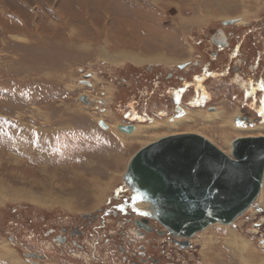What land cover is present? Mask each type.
<instances>
[{
  "label": "rangeland",
  "instance_id": "1",
  "mask_svg": "<svg viewBox=\"0 0 264 264\" xmlns=\"http://www.w3.org/2000/svg\"><path fill=\"white\" fill-rule=\"evenodd\" d=\"M218 30L233 44L243 41L241 51L247 64L258 50L264 58V0H0V183L5 191L21 192L24 197L0 203V244L14 250V257L27 264L18 248L11 247L9 236L25 242L23 250L31 251L38 242L35 236L44 238L42 232L56 226L57 219L82 222L84 217L107 207L108 198L118 190L116 199L123 201L126 195L119 186L131 156L147 138L170 133L140 131L138 139L121 142L116 127L129 112L125 106L128 98L137 97L143 84L156 74L189 78L204 65L219 69L226 56L220 52L214 60L209 39ZM244 30L246 35L238 39ZM124 55L129 57L126 59L138 58V64L131 60L112 63L108 59H125ZM161 57L167 59L166 63H156ZM260 67L264 74V60ZM242 78L208 82L212 100L207 108L223 112L222 118L237 111L238 116H248L255 123L250 129L264 127V94L259 111L243 108L238 87L245 83ZM121 79L128 83L117 86ZM232 81L238 84L234 86ZM82 95L90 106L79 101ZM116 96L123 104L108 109L102 117L98 112L102 108L100 99L111 104ZM170 103L161 93L148 100L153 110ZM171 108L167 107L166 117L157 115L155 124L171 123L166 120ZM192 112L197 111L189 109L186 114ZM101 119L109 125L107 132L97 127ZM234 119L235 127L247 126ZM136 122L137 127H149ZM219 125L222 122L209 127L197 121L182 125L178 132L201 129L214 146L228 155L230 143L248 134L225 130L230 140L226 147L220 141L223 133H219ZM259 136L254 133L251 137ZM37 139L44 144L48 140L47 148L41 147L43 154L34 152ZM27 195L41 202H31L25 198ZM262 196L234 226H210L194 237V249L182 254L176 250L184 256V260L175 256L179 264H264ZM46 197H54L67 207L56 204L49 208L45 206ZM40 235L38 240L42 239ZM136 245L145 246L146 242L138 241ZM151 248L147 252L155 257ZM166 249L174 251L171 246ZM100 250L101 259L108 261V248ZM80 256L81 262L96 264L89 254ZM116 256V264H122L120 255ZM68 260L69 264H77L74 258ZM0 264L12 263L0 257Z\"/></svg>",
  "mask_w": 264,
  "mask_h": 264
},
{
  "label": "flooded vegetation",
  "instance_id": "2",
  "mask_svg": "<svg viewBox=\"0 0 264 264\" xmlns=\"http://www.w3.org/2000/svg\"><path fill=\"white\" fill-rule=\"evenodd\" d=\"M235 22L236 24L239 23L237 21ZM237 25L245 26L246 24ZM246 31L244 30L241 35H237L238 39L241 36L244 37ZM209 39L211 47L214 48L211 52V57L216 60L220 52L226 56L225 63L219 69L214 70L212 67L210 68V66L204 65L198 74H195L196 71H194L189 78L186 76H174L173 74H168L166 77L161 76L162 74H160V77L158 74L153 75V80H149V82L143 84L137 97L135 95L132 98H128L129 102H126L125 106L129 109V112L121 118L119 121L121 123L117 127L121 125L124 127L134 126L136 128L138 126L136 125V120L145 126L154 125L157 115L167 116V107L169 105H172L171 115L166 120H172V115L181 118L189 109L197 112L210 109L208 112L214 113L216 109L213 110L214 108L211 107L207 108L212 100L208 82H228L232 76H236V79L239 81H243L242 77H245V83L241 85L240 83L238 84L232 81L234 86L238 84V87H240V93L243 95V108L251 110L252 107V109L255 108L259 111L262 104L260 98L264 94V74L260 67L261 60H264V58H262L261 51H256L252 62L247 64V59L241 51L243 41L238 40L234 44L229 42L228 36L222 30H218ZM179 69L181 67H178ZM127 83V79H121L117 83V86ZM160 93L161 95H165L171 103L166 104V106L164 104L161 108L153 110L148 104V100H151L156 95H160ZM118 96L121 97V93ZM257 96H259V100L256 99ZM120 97H114L111 104L101 98L99 102L102 108H98L99 114L104 117L108 109H118L123 104ZM254 102H256V106ZM90 104L89 102V105L86 106L88 107ZM199 107H202V109ZM181 112L182 114L179 115ZM128 118H132L134 121H129ZM249 119L248 116L242 115L235 117L234 122H244L248 126H255V123ZM261 122L260 120L259 123ZM102 123L103 125L101 126L98 122L97 127L101 131L107 132L109 125L104 120H102ZM117 127L116 130L119 133L127 135L119 131ZM96 134L101 137L100 134ZM38 143L40 144L38 145ZM47 144L48 140L45 141V144L42 143V140L38 141L34 145V152L38 150V154H43L41 147H44V150L47 148ZM119 187L120 191L126 195L123 201L118 202L116 199L118 198V190L113 196L108 198L107 207L100 209L96 214L84 217L82 222L78 221L79 223H75V221H72V218H66L65 220L61 218L57 219L56 226L46 228L45 232H42L44 238L40 234L35 236L38 242H35L33 245L35 247H32L31 251H26L27 249L23 250L27 244L25 242L23 244L19 239L15 240L14 236H9L7 240L11 244V247L18 248L16 250H18L20 256L24 255L27 264H69L70 260L68 258H74L77 264H82V262L85 264L86 262L84 260L82 262L80 261L82 259L80 255L82 254L85 256L89 254L90 260L96 264H111L112 262L116 264L118 260L116 255H120L122 264H179L180 260L176 259L175 256H179L184 260V256L179 255L176 250L182 254L194 249V238L183 240L169 235L157 222L147 217L146 214L149 211L148 206L134 199L123 183ZM139 204H142L143 207L138 206ZM129 226L130 228L125 231L126 227ZM39 235L42 238L41 240L37 239ZM155 237L159 238L160 242ZM144 240L146 242L145 246L136 245L138 241L142 242ZM168 246H171L174 251L167 252L166 248ZM106 247L108 248V251L105 253L107 254L106 257L110 258L108 261H103L101 259L103 252L100 249ZM150 247L156 253L155 257L150 256L147 252V250H150Z\"/></svg>",
  "mask_w": 264,
  "mask_h": 264
},
{
  "label": "water",
  "instance_id": "3",
  "mask_svg": "<svg viewBox=\"0 0 264 264\" xmlns=\"http://www.w3.org/2000/svg\"><path fill=\"white\" fill-rule=\"evenodd\" d=\"M79 101L89 105L85 95ZM230 148L227 155L196 134L165 136L132 155L122 183L148 206L147 217L174 238L189 240L213 225L234 226L261 193L264 137L235 138Z\"/></svg>",
  "mask_w": 264,
  "mask_h": 264
},
{
  "label": "bare ground",
  "instance_id": "4",
  "mask_svg": "<svg viewBox=\"0 0 264 264\" xmlns=\"http://www.w3.org/2000/svg\"><path fill=\"white\" fill-rule=\"evenodd\" d=\"M131 56V55H130ZM123 58L125 59H120V58H108L112 63L114 62H121V61H124V60H131L133 61L135 64H138L139 60L137 58V60H135V57L134 56H131L130 59H126V55L122 56ZM129 58V57H127ZM157 62L156 63H166L167 59H163L161 57L160 58H157ZM109 61V62H110ZM150 61V59L148 60ZM154 62V61H153ZM152 63V62H151ZM167 65V64H166ZM235 112V115L233 116H230V115H227L225 118H222L224 117V115L221 117V114H223V112H214V113H209V112H192L191 114H186L183 116V117H175L174 119L172 118V122L171 123H168V122H164V123H161V124H154L153 126H149V127H146V128H141V127H134V131L131 133V134H128V133H125L127 135H124L122 133H117V137H119V140L121 142H125L126 140H130V139H136L138 137V134L139 132L141 131L142 133H147L148 131H159V130H167V132L169 131L170 133H167V134H159V135H156V136H151L149 138H147L146 141L144 142H141L140 144H142L143 146H145L146 144H149L151 143L152 141H155L159 138H162V137H165V136H169V135H176V134H196V135H199L201 137H203L204 139H206L208 142L211 143V139L208 140L205 136V134L203 133L204 131H202L201 129H198V130H194V131H191L190 129H186L185 131L183 130V132H178L179 130V127H181L182 125H185V124H192L193 122H204V124L208 125L209 127L213 126L214 124H216V122H222V125H219L221 126L220 130L218 129L219 133H223L225 130L227 129H232L233 131H236V132H243L245 134H248L247 137H251L253 136L254 133H257L258 135L262 136V134L260 133H264V127H254L252 129H250L251 126H234L233 124V118L235 117H238V112L237 111H234ZM196 116V120L194 121V117ZM100 122V121H99ZM194 127H197L198 126H194ZM208 128V127H207ZM215 128V127H214ZM217 131V129H216ZM210 132V131H209ZM215 133V132H214ZM239 134V133H238ZM144 136V135H143ZM144 137H147V135H145ZM244 137V136H243ZM11 138V137H10ZM236 138H240V137H236ZM138 139V138H137ZM141 139V138H140ZM219 139V138H218ZM213 141V140H212ZM220 141H221V144L225 145L226 147H228L229 145V139H228V135L226 134H220ZM126 143V142H125ZM128 143V142H127ZM212 144V143H211ZM123 145V144H122ZM127 145V144H126ZM129 145V144H128ZM136 145H139V144H136ZM30 147V146H29ZM130 147V146H129ZM216 147V146H215ZM22 148V147H21ZM25 148V147H24ZM23 149V148H22ZM219 149V148H218ZM29 150V149H28ZM24 151V150H23ZM30 151V150H29ZM222 151V150H221ZM230 152V151H229ZM24 153H27L28 155L29 152H26L24 151ZM225 153V152H224ZM229 155V154H228ZM132 157V156H131ZM130 160V159H129ZM36 182V181H35ZM122 183V182H121ZM120 183V185H121ZM263 183H264V176H263ZM3 185L0 183V203H4L6 201H11V202H15V201H18V199H16L17 197H19L21 195V192L17 193V192H13L15 193V195H13L12 192H8V191H5L6 189L4 187H2ZM263 186H262V189H261V193L259 194L258 198H257V201H259V198L260 196L262 195L263 193V196H264V191L262 192L263 190ZM12 191V190H11ZM29 193V192H28ZM48 196V195H47ZM262 196V201H264V197ZM21 197H23L21 195ZM24 198V197H23ZM26 199H29V201H33V202H41L40 199H37L35 200L33 197L27 195L25 197ZM100 197L98 196L97 199H99ZM10 199V200H8ZM31 199V200H30ZM45 199V206L49 207V208H52V205H56L57 206H61L63 208V206H65L64 204L62 203H59V202H56L55 201V198L53 197H46L44 198ZM68 200V199H67ZM98 201V200H96ZM64 203V202H63ZM68 204V202H66ZM65 203V204H66ZM31 204V203H30ZM35 204V203H34ZM138 206L140 207H143L142 204H139ZM67 207V206H65ZM209 228V227H208ZM207 228V229H208ZM205 231V230H204ZM193 239V238H192ZM236 241L238 242V239L236 238ZM236 242V244H237ZM240 242H244L242 239H240ZM231 245V244H230ZM244 247V244L242 245ZM14 254L12 250H9L4 244H0V257H2L3 259H5L6 261L8 260L10 263L12 264H24L21 260L17 259L14 257ZM249 260V259H248Z\"/></svg>",
  "mask_w": 264,
  "mask_h": 264
}]
</instances>
